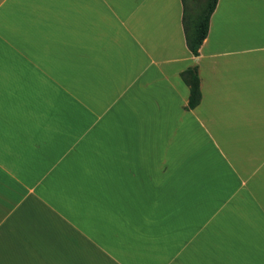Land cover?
Returning <instances> with one entry per match:
<instances>
[{"label":"crops","instance_id":"1","mask_svg":"<svg viewBox=\"0 0 264 264\" xmlns=\"http://www.w3.org/2000/svg\"><path fill=\"white\" fill-rule=\"evenodd\" d=\"M182 15L0 0V264H264V0Z\"/></svg>","mask_w":264,"mask_h":264},{"label":"trees","instance_id":"2","mask_svg":"<svg viewBox=\"0 0 264 264\" xmlns=\"http://www.w3.org/2000/svg\"><path fill=\"white\" fill-rule=\"evenodd\" d=\"M199 2V9L190 10L189 0H182L183 15L182 24L185 42L188 50L197 55L200 45L208 32L209 19L216 6L217 0H196ZM180 76L188 86L187 108L195 107L200 101L199 75L197 66H189L181 71Z\"/></svg>","mask_w":264,"mask_h":264},{"label":"rangeland","instance_id":"3","mask_svg":"<svg viewBox=\"0 0 264 264\" xmlns=\"http://www.w3.org/2000/svg\"><path fill=\"white\" fill-rule=\"evenodd\" d=\"M189 3H190L189 9L192 11H196L200 7L199 2H197L196 0H189ZM167 197L169 198L170 195H168ZM147 198L149 199V203L160 204L162 202V197L160 195H157V194H153L152 196L147 197ZM166 198H164V199H166ZM137 200L139 201V196L137 197Z\"/></svg>","mask_w":264,"mask_h":264}]
</instances>
